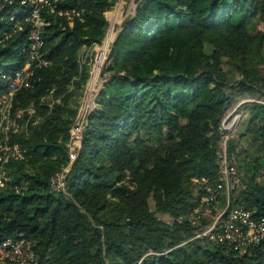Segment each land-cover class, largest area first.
Segmentation results:
<instances>
[{
    "label": "trees",
    "instance_id": "trees-1",
    "mask_svg": "<svg viewBox=\"0 0 264 264\" xmlns=\"http://www.w3.org/2000/svg\"><path fill=\"white\" fill-rule=\"evenodd\" d=\"M115 2L66 0L78 12L71 22L44 13L43 49L52 62L14 95L13 111L31 104L34 113L11 135L26 157L5 165L0 239L25 235L37 264H264L260 246L240 251L194 237L192 223L204 194L199 179L212 185L220 175L229 90L264 97V29L257 28H264V0H134L69 163V128L88 77L82 46L102 39L104 12ZM25 38L21 31L0 43V73L23 58ZM242 106L245 121L226 139L232 188L218 202L260 217L264 101ZM63 167L65 188L51 190L50 175ZM206 218L198 212L201 227Z\"/></svg>",
    "mask_w": 264,
    "mask_h": 264
},
{
    "label": "built area",
    "instance_id": "built-area-1",
    "mask_svg": "<svg viewBox=\"0 0 264 264\" xmlns=\"http://www.w3.org/2000/svg\"><path fill=\"white\" fill-rule=\"evenodd\" d=\"M65 2L66 0H0V43L13 34L26 32V38L24 41L21 40L23 58H15L17 66L2 70L0 73V80L4 84L0 90V187L5 185L7 179L5 165L13 159L26 157V149L16 141H12L11 135L19 131L22 126L26 130L27 121L34 113L31 104L13 111L14 95L21 89L32 87L36 70L52 62L43 49L42 30L47 23L44 13L64 15L70 22L73 13L78 15L75 8L64 5ZM108 29L100 41L82 46V51L86 48L90 51L89 68L66 142L69 163L77 154L87 115L95 107V97L102 86V73L113 41L111 39L106 42ZM84 60H86L85 54L82 56V61ZM25 114L27 117H24ZM224 120L225 117L221 120V124ZM231 124L223 128L230 129ZM66 169L67 167H63L50 175L51 190L65 188ZM229 169L231 167H228L223 160L219 169L220 175L214 184H209L204 177L199 179L204 194L199 205L194 209L196 215H192V223L198 224L197 228H199L194 237L207 235L216 242H227L240 251H244L251 244H256L264 253V216L253 217L251 211L243 206L226 207L223 214L216 216L204 226L206 228L199 225L198 212L203 216L208 212H214V205L221 192L225 193L226 199L228 198ZM0 264H37L33 242L22 233L4 236L0 239Z\"/></svg>",
    "mask_w": 264,
    "mask_h": 264
},
{
    "label": "rangeland",
    "instance_id": "rangeland-1",
    "mask_svg": "<svg viewBox=\"0 0 264 264\" xmlns=\"http://www.w3.org/2000/svg\"><path fill=\"white\" fill-rule=\"evenodd\" d=\"M135 7L134 0H116L113 7L106 10L104 12L105 16L108 19V33L106 34V42L110 41L111 39L114 40V36L116 33H118L121 29V23L124 20V18L130 14L133 13ZM113 20V21H112ZM113 26V28H112ZM258 29H264L261 23H257ZM114 29V30H113ZM85 56L86 59L89 60L90 51L86 48L85 50ZM89 62V61H88ZM105 67V65H104ZM261 70L264 73V63L260 65ZM103 77V73H102ZM101 88V87H100ZM230 92V98L231 103L229 106H227L221 115V120H225L223 124H221L220 120V128L222 129V135H221V152H220V159L218 160L219 163V169L221 164L223 163V160H227L226 158V139L227 136L236 131L238 126L241 122L245 121L244 119L247 116L246 109L242 106V103L247 100H258V101H264V97L261 94L256 93H249V92H242L239 88H234L232 90H229ZM253 98V99H251ZM232 123V124H231ZM230 129L223 128L225 125H230ZM229 131V132H228ZM225 158V159H224ZM232 188V183H229V189ZM228 196H229V190H228ZM150 205L152 206V201H150ZM215 211L214 212H208L206 214V219L212 221L216 216L223 214V211L227 207V204L216 202ZM162 217L168 218L167 215L163 214ZM209 222V221H208ZM209 224V223H208ZM207 226L203 225L202 227ZM206 228V227H204ZM203 228V229H204Z\"/></svg>",
    "mask_w": 264,
    "mask_h": 264
},
{
    "label": "water",
    "instance_id": "water-1",
    "mask_svg": "<svg viewBox=\"0 0 264 264\" xmlns=\"http://www.w3.org/2000/svg\"><path fill=\"white\" fill-rule=\"evenodd\" d=\"M117 35H118V33L115 34V36H114V40H115V38L117 37ZM114 40L112 41V44H111L110 50H111V48H112V45H113Z\"/></svg>",
    "mask_w": 264,
    "mask_h": 264
}]
</instances>
